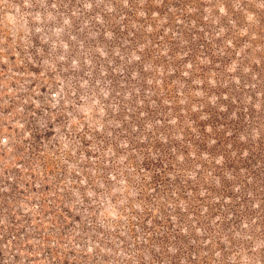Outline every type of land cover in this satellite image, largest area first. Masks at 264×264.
Returning a JSON list of instances; mask_svg holds the SVG:
<instances>
[{
	"label": "rangeland",
	"instance_id": "obj_1",
	"mask_svg": "<svg viewBox=\"0 0 264 264\" xmlns=\"http://www.w3.org/2000/svg\"><path fill=\"white\" fill-rule=\"evenodd\" d=\"M0 264H264V0H0Z\"/></svg>",
	"mask_w": 264,
	"mask_h": 264
}]
</instances>
